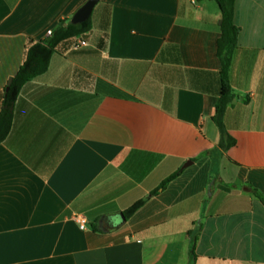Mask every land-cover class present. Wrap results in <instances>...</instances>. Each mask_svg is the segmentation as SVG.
<instances>
[{"label":"crops","instance_id":"crops-1","mask_svg":"<svg viewBox=\"0 0 264 264\" xmlns=\"http://www.w3.org/2000/svg\"><path fill=\"white\" fill-rule=\"evenodd\" d=\"M86 1L0 0V95ZM219 21L213 0H101L57 47L0 144V264H189V231L194 264H264V0H234L226 150Z\"/></svg>","mask_w":264,"mask_h":264},{"label":"trees","instance_id":"trees-1","mask_svg":"<svg viewBox=\"0 0 264 264\" xmlns=\"http://www.w3.org/2000/svg\"><path fill=\"white\" fill-rule=\"evenodd\" d=\"M213 1H215L220 11V38L217 41L216 49V55L220 62V95L215 104V114L212 117V121L220 135L219 147L222 150H226L235 144L234 140L228 136L225 130L223 118L224 113L232 100L231 89L228 83V74L231 66L232 55L236 49L238 28L235 26L233 21L234 0ZM90 29V18L78 26H71L66 22H62L45 41L34 42L32 40H28L21 66L16 74L11 78L12 82L8 90L5 91L4 89L0 95V144L6 139L11 130L14 106L21 89L27 83L43 75L47 71L50 59L61 43L78 37H83L90 31ZM116 92L119 95L121 94L117 90ZM178 175L179 172L172 174L156 189L151 191L146 199L135 202L131 207L122 213L123 218L127 220L132 217L144 206L148 198L156 196L159 192L163 191ZM252 193L264 207V197L257 190H252ZM188 236H190L191 239L189 264H194V249L198 240V231H189Z\"/></svg>","mask_w":264,"mask_h":264},{"label":"water","instance_id":"water-1","mask_svg":"<svg viewBox=\"0 0 264 264\" xmlns=\"http://www.w3.org/2000/svg\"><path fill=\"white\" fill-rule=\"evenodd\" d=\"M101 0H87L71 17L70 21H69V25L71 26H78L81 25L82 23L86 22L89 18L90 15L93 11V9L95 8V6L100 2ZM12 82V79H9L5 88V91L8 90L10 84ZM193 163L191 161L186 162L181 170L186 169L187 167H189L190 165H192ZM122 221L124 222L125 219L123 218L122 215H120Z\"/></svg>","mask_w":264,"mask_h":264},{"label":"built area","instance_id":"built-area-1","mask_svg":"<svg viewBox=\"0 0 264 264\" xmlns=\"http://www.w3.org/2000/svg\"><path fill=\"white\" fill-rule=\"evenodd\" d=\"M192 2H193V1H192ZM51 34H52V32L48 31V32H47V37L51 36ZM83 46H85L84 43H80V44H79V47H83ZM75 221L78 223L79 228H80L81 230H84V229H85L86 221H85L84 218H82V217H75Z\"/></svg>","mask_w":264,"mask_h":264},{"label":"rangeland","instance_id":"rangeland-1","mask_svg":"<svg viewBox=\"0 0 264 264\" xmlns=\"http://www.w3.org/2000/svg\"><path fill=\"white\" fill-rule=\"evenodd\" d=\"M69 23V22H68ZM215 172L217 171V162L215 163V168H214Z\"/></svg>","mask_w":264,"mask_h":264}]
</instances>
